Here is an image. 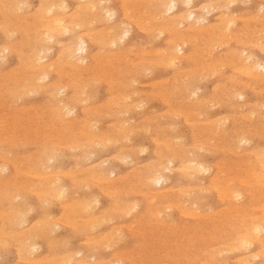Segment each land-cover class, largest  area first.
<instances>
[{
  "label": "rangeland",
  "instance_id": "1",
  "mask_svg": "<svg viewBox=\"0 0 264 264\" xmlns=\"http://www.w3.org/2000/svg\"><path fill=\"white\" fill-rule=\"evenodd\" d=\"M167 1L0 0V264H264V0Z\"/></svg>",
  "mask_w": 264,
  "mask_h": 264
},
{
  "label": "bare ground",
  "instance_id": "2",
  "mask_svg": "<svg viewBox=\"0 0 264 264\" xmlns=\"http://www.w3.org/2000/svg\"><path fill=\"white\" fill-rule=\"evenodd\" d=\"M9 1H10V0H9ZM17 1H18V0H17ZM27 1H28V0H27ZM152 1H153V0H152ZM162 1H163V0H162ZM168 1H169V0H168ZM168 1H167V2H168ZM176 1H177V0H176ZM176 1L174 2L173 0H171V2H169V4L166 2V3L168 4V6L166 5L167 7H165V8H167L166 10H164L165 13H167V11H168V13H171L172 11H174V10L177 9ZM181 1H182V0H181ZM226 1H228V0H226ZM20 2H21V1H20ZM97 2H98V1H97ZM101 2H102V1H101ZM108 2H109V1H108ZM157 2H158V1H157ZM182 2H183V1H182ZM184 2L186 3V5H189V4L192 2V0H186V1H184ZM215 2H217V1H215ZM239 2H240V1H239ZM246 2H247V1H246ZM63 3H65V2H63ZM87 3H88V2H87ZM94 3H95V1H94ZM94 3L92 2V4H94ZM106 3H107V2H106ZM121 3H122V2H121ZM180 3H181V2H179V4H180ZM1 4H3V3L1 2ZM25 4H26V1H25ZM25 4H24V5H25ZM55 4H57V3H55ZM59 4H60V3H59ZM88 4H89V3H88ZM88 4H87V6H88ZM92 4H89V7H90L91 9H92V6H93ZM161 4H162V3H161ZM214 4L217 5V3H214ZM230 4H231V2H230ZM232 4H233V3H232ZM243 4H244V3H243ZM243 4H242V5H243ZM41 5H42V4H41ZM90 5H92V6H90ZM95 5H96V3H95ZM104 5H105V4H104ZM162 5L164 6L165 3H163ZM184 5H185V4H184ZM184 5H183V6H184ZM212 5H213V4H211V6H212ZM224 5H225V4H224ZM244 5H245V4H244ZM21 6H22V5H21ZM28 6H29V5H28ZM53 6H54V5H53ZM55 6H56V5H55ZM102 6H103V5H102ZM198 6H199V5H198ZM202 6H204V5H202ZM4 7H5V6H4ZM17 7H18V6H17ZM26 7H27V6H26ZM26 7H25V8H26ZM58 7H59V6H58ZM144 7H145V6H144ZM212 7H213V6H212ZM215 7H216V6H215ZM218 7H219V6H218ZM53 8H54V7H53ZM65 8H67V7H65ZM84 8H87V9H88V7H84ZM106 8H107V7H106ZM146 8H147V7H146ZM160 8L162 9V6H161ZM195 8H196V7H195ZM202 8H203V7H202ZM0 9H1V8H0ZM23 9H24V8H23ZM47 9H48V8H47ZM50 9H51V8H50ZM50 9H49V10H50ZM56 9H57V8H56ZM222 9H224V8H222ZM15 10H16V9H15ZM19 10H20V9H19ZM19 10H18V11H19ZM26 10H28V9H26ZM29 10H30V9H29ZM98 10H99V9H98ZM105 10H106V9H105ZM111 10H112V9H111ZM128 10H129V9H128ZM128 10H127V11H128ZM140 10H141V8H140ZM192 10H193V9H192ZM10 11H11V9H10ZM23 11H24V10H23ZM36 11H37V10H36ZM43 11H44V10H43ZM50 11H51V10H50ZM62 11H65V9H63ZM161 11H162V10H161ZM185 11H186V10H185ZM204 11H205V10H204ZM217 11H218V9H217ZM60 12H61V11H60ZM77 12H78V11H77ZM94 12H95V10H94ZM130 12H131V11H130ZM130 12H129V13H130ZM142 12H143V11H142ZM187 12H188V11H187ZM209 12H210V10H209ZM241 12H242V11H241ZM0 13H1V12H0ZM20 13H21V12H20ZM20 13H19V14H20ZM22 13H23V12H22ZM47 13H48V11H47ZM49 13H50V12H49ZM61 13H62V12H61ZM63 13H64V12H63ZM81 13H83V12H81ZM106 13H107V12H106ZM162 13H163V12H162ZM184 13H185V12H184ZM26 14H27V13H26ZM73 14H74V13H73ZM73 14H72V15H73ZM109 14H110V16H111V12H110ZM115 14H116V13H115ZM142 14H143V13H141V15H142ZM154 14H155V13H154ZM23 15H24V14H23ZM83 15H86V14L83 13ZM135 15H136V14H135ZM145 15H146V14H145ZM150 15H151V14H150ZM150 15H148V16H150ZM161 15H162V14H161ZM187 15H188V16H187V19H188V20H189V19L196 18V17H195V14H194L193 11L188 12ZM254 15H255V14H254ZM254 15H253V16H254ZM20 16H21V15H20ZM114 16H115V15H114ZM128 16H129V15H128ZM156 16H157V15H156ZM185 16H186V15H185ZM263 16H264V15H263ZM48 17H49V16H48ZM72 17H73V16H72ZM76 17H77V16H76ZM76 17H75V18H76ZM130 17H131V16H130ZM162 17H163V16H162ZM182 17H184V16H182ZM41 18H42V17H41ZM68 18H69V17H68ZM77 18H78V17H77ZM79 18H80V17H79ZM101 18H102V17H101ZM125 18H126V17H125ZM128 18H129V17H128ZM132 18H133V16H132ZM142 18H143V17H142ZM156 18H157V17H156ZM175 18H176V17H175ZM218 18H219V17H218ZM253 18H254V17H253ZM19 19H20V18H19ZM66 19H67V18H66ZM102 19H103V18H102ZM102 19H101V20H102ZM129 19H130V18H129ZM136 19H137V18H136ZM147 19H148V18H147ZM203 19H204V18H203ZM221 19H224V18H221ZM231 19H232V18H231ZM237 19H238V18H237ZM250 19H251V18H250ZM60 20H61V19H60ZM72 20H73V19H72ZM72 20H71V22H72ZM91 20H92V19H91ZM130 20H131V19H130ZM170 20H171V19H170ZM200 20H201V18H200ZM233 20H234V19H233ZM242 20H243V18H242ZM246 20H247V19H246ZM254 20H255V19H254ZM58 21H59V20H58ZM92 21H93V20H92ZM102 21H104V19H103ZM102 21H101V22H102ZM112 21H113V20H112ZM128 21H129V20H128ZM143 21H144V20H143ZM153 21H154V20H153ZM157 21H158V20H157ZM230 21H231V20H230ZM259 21H260V19H259ZM16 22H17V21H16ZM38 22H39V21H38ZM41 22H42V21H41ZM47 22H48V21H47ZM52 22H53V21H52ZM77 22H78V21H77ZM130 22H131V21H130ZM133 22H134V21H132V24H134ZM135 22H136V21H135ZM140 22H141V21H140ZM168 22L170 23V21H168ZM179 22H180V19H179ZM228 22H229V21H228ZM228 22H227V23H228ZM254 22H255V21H254ZM34 23H35V21H34ZM42 23H43V22H42ZM50 23H51V22H50ZM142 23H143V22H142ZM198 23H199V22H198ZM262 23H263V22H262ZM262 23H261V24H262ZM20 24H21V23H20ZM52 24H53V23H52ZM74 24H75V23H74ZM76 24H77V23H76ZM83 24H84V23H83ZM148 24H149V23H148ZM180 24H181V22H180ZM193 24H194V23H193ZM258 24H259V23H258ZM10 25H11V24H10ZM42 25H43V24H42ZM49 25H50V24H49ZM70 25H71V24H70ZM81 25H82V24H81ZM84 25H85V24H84ZM127 25H128V24H127ZM141 25H142V24H141ZM165 25H166V24H165ZM178 25H179V23H178ZM194 25H196V24H194ZM215 25H216V24H215ZM215 25H214V26H215ZM1 26H2V25H1ZM18 26H19V25H18ZM45 26H46V25H45ZM55 26H56V25H55ZM60 26H61V25H60ZM74 26H75V25H74ZM90 26H91V25H90ZM136 26H137V25H136ZM146 26H147V24H146ZM146 26H145V28H146ZM180 26H181V25H180ZM205 26H206V25H205ZM207 26H208V25H207ZM36 27H38V26H36ZM49 27H50V26H49ZM51 27H52V26H51ZM51 27H50V28H51ZM62 27H63V26H62ZM64 27H65V26H64ZM64 27H63V30H64ZM68 27H69V29H70V26H68ZM68 27H67V29H68ZM107 27H109V25H108ZM128 27H129V26H128ZM128 27H126V28L128 29ZM196 27H197V26H196ZM215 27H216V26H215ZM46 28H47V27H46ZM76 28H77V27H76ZM78 28H79V27H78ZM90 28H91V27H90ZM137 28L140 29L139 27H137ZM204 28H205V27H204ZM209 28H210V27H209ZM5 29H6V28H5ZM19 29H20V28H19ZM26 29H27V28H26ZM40 29H41V28H40ZM52 29H54V28H52ZM61 29H62V28H61ZM61 29H60V30H61ZM67 29H66V30H67ZM69 29H68V30H69ZM79 29H80V28H79ZM81 29H83V27H82ZM138 29H137V30H138ZM44 30H45V29H44ZM63 30H62V31H63ZM71 30H72V29H71ZM157 30H158V29H157ZM167 30H169V29H166L165 31H167ZM174 30H175V29H174ZM205 30H206V29H205ZM9 31H10V30H9ZM124 31H125V29H124ZM170 31H171V30H170ZM201 31H202V30H201ZM3 32H4V31H3ZM13 32H14V31H13ZM55 32H56V31H55ZM55 32H54V33H55ZM69 32H70V30H69ZM127 32L129 33L130 31H127ZM147 32H148V31H147ZM152 32H153V31H152ZM177 32H178V31H177ZM198 32H199V31H198ZM226 32H227V30H226ZM256 32H257V31H256ZM8 33H9V32H8ZM8 33H7V34H8ZM46 33H47V32H46ZM64 33H65V30H64L63 34H64ZM66 33H67V32H66ZM84 33H85V32H84ZM90 33H91V32H90ZM123 33H126V32H123ZM128 33H126V34H128ZM166 33H167V32H166ZM171 33H172V32H171ZM179 33H180V32H179ZM223 33H224V32H223ZM11 34H12V33H11ZM51 34H52V32L50 33V37L48 36L49 38H53V35H51ZM94 34H96V33H94ZM156 34H157V33H156ZM159 34H160V33H159ZM224 34H225V33H224ZM253 34H254V33H253ZM16 35H17V34H16ZM42 35H43V34H42ZM81 35H82V33H81ZM157 35H158V34H157ZM254 35H255V34H254ZM73 36L75 37L74 39L76 40V36H75V35H73ZM73 36H70V37H73ZM96 36H97V35H96ZM108 36H109V35H108ZM108 36H107V37H108ZM121 36H122V35H121ZM13 37H14V36H13ZM44 37H45V36H44ZM48 37H47V38H48ZM77 37H78V38H77V40H78L81 36L78 35ZM124 37H125V35L121 37V41H122V39H123ZM227 37H228V36H227ZM95 38H96V37H95ZM103 38H104V36H103ZM116 38H117V37H116ZM230 38H231V37H230ZM9 39H10V37H9ZM28 39H29V38H28ZM69 39H70V38H69ZM155 39H156V38H155ZM194 39H195V38H194ZM225 39H226V38H225ZM77 40H76V41H77ZM192 40H193V39H192ZM254 40H255V39H254ZM258 40H259V39H258ZM260 40H261V39H260ZM46 41H47V39H46ZM46 41H45V43H46ZM53 41H54V40H53ZM53 41H52V42H53ZM68 41H69V40H68ZM72 41H73V39H72ZM76 41H75V42H76ZM123 41H124V40H123ZM189 41H190V40H189ZM193 41H194V40H193ZM227 41H228V40H227ZM229 41H231V40L229 39ZM110 42H111V41H110ZM185 42H186V41H185ZM50 43H51V42H50ZM50 43H49V44H50ZM56 43H57V42H56ZM72 43H73V42H72ZM95 43H96V42H95ZM112 43H113V41H112ZM112 43H110V44H112ZM175 43H178V42H174V46H176ZM181 43H182V45H183V42H181ZM253 43H254V42H253ZM75 44H76V43H75ZM84 44H85L84 41H83L82 39H80V41L76 44V48L74 47L75 49L73 50V48H72V46H71L72 50L68 51V54H67V55H69V56H72V55H73V56L75 57V55H77V54L74 55L73 53H77V51H78V52L80 51V58H79V60H80L81 62H84L86 58L83 57L84 54H82V53H83V51H84V53H86L85 50L87 49V48H86V49L83 48L82 45H84ZM97 44H99V43H97ZM110 44H109V45H110ZM149 44H150V43H149ZM243 44H244V43H243ZM43 45H44V44H43ZM221 45H222V44H221ZM221 45H220V46H221ZM247 45H248V44H247ZM73 46H74V45H73ZM250 46H251V45H250ZM6 47H7V46H6ZM132 47H133V46H132ZM176 47H177L178 49H177ZM176 47H175V48L179 51V50H180V49H179V46L177 45ZM221 47H222V46H221ZM252 47H253V46H252ZM113 48H114V47H113ZM9 49H10V48H9ZM40 49H41V48H40ZM67 49H68V47H67ZM69 49H70V48H69ZM69 49H68V50H69ZM83 49H84V50H83ZM143 49H144V48H143ZM163 49H164V48H163ZM42 50H43V49H42ZM48 50H49V49H48ZM128 50H129V49H128ZM130 50H131V49H130ZM138 50H139V49H138ZM171 50H172V49H171ZM173 50H174V49H173ZM177 50H176V52H177ZM181 50H182V49H181ZM7 51H8V50H7ZM7 51H6V52H7ZM45 51H46V50H45ZM50 51H51V50H50ZM100 51H102V50H100ZM39 52H40V50H39ZM64 52H65V51H64ZM110 52H111V51H110ZM153 52H154V51H153ZM155 52H156V51H155ZM157 52H158V51H157ZM161 52H162V51H161ZM172 52H173V51H172ZM179 52H180V51H179ZM4 53H5V52H4ZM41 53H43V52H41ZM143 53H144V52H143ZM158 53H159V52H158ZM174 53H175V52H174ZM174 53H173V54H174ZM229 53H230V52H229ZM248 53H249V52H248ZM262 53H263V52H262ZM9 54H11V53H9ZM35 54L37 55L38 52H36ZM49 54H50V53H49ZM132 54H133V53H132ZM144 54H146V53H144ZM147 54H148V53H147ZM36 55H33V56H34L33 58H35V61L37 62L36 64H39V63H40V65H41V61H43V60L46 58V54H43V55H45V56L40 55V53H39L37 56H36ZM156 55H157V54H156ZM242 55H243V54H242ZM1 56H2V55H1ZM4 56H5V55H4ZM4 56H3V57H4ZM249 56H250V55H248V59L252 57V56H251V57H249ZM70 58H71V57H70ZM111 58H112V57H111ZM148 58H149V57H148ZM170 58H171V57H170ZM170 58H169V59H170ZM241 58H242V57H241ZM252 58H253V57H252ZM48 59H49V58H48ZM68 59H69V58H68ZM75 59H76V58H75ZM22 60H24V59H22ZM59 60H60V59H59ZM175 60H176L175 58H171V59H170V63L173 64V63L175 62ZM239 60H240V59H239ZM246 60H247V58H246ZM249 60H250V59H249ZM249 60H248V61H249ZM0 61H1V59H0ZM33 62H34V61H33ZM33 62H32V63H33ZM45 62H46V61H45ZM50 62H51V61H50ZM50 62H49V63H50ZM56 62H57V61H56ZM240 62H241V60H240ZM253 62H254V61H253ZM22 63H23V62H22ZM30 63H31V62H30ZM52 63H53V62H52ZM52 63H51V64H52ZM69 63H70V62H69ZM77 63H78V62H77ZM117 63H118V62H117ZM179 63H180V62H179ZM228 63H229V62H228ZM150 64H151V62H150ZM152 64H153V63H152ZM167 64H168V63H167ZM241 64H243V63L241 62ZM246 64H247V63H246ZM5 65H6V64H5ZM30 65H31V64H30ZM33 65H34V64H33ZM168 65H169V64H168ZM1 66H2V65H1ZM50 66H51V65H50ZM159 66H160V65H159ZM162 66H163V64H162ZM169 66H170V65H169ZM230 66H231V64H230ZM250 66H252V64H250ZM253 66H254L255 68L262 69V71L264 70V65H261L260 63L255 62V63H253ZM253 66H252V69L254 68ZM2 67H3V66H2ZM35 67H36V66H35ZM17 68H18V67H17ZM17 68H16V69H17ZM39 68H40V67H39ZM41 68H42V67H41ZM43 68H44V67H43ZM51 68H52V67H51ZM105 68H106V67H105ZM153 68H154V66H153ZM161 68H162V67H161ZM249 68H250V67H249ZM249 68H248V69H249ZM25 69H26V68H25ZM102 69H103V68H102ZM146 69H147V68H146ZM217 69H218V68H217ZM0 70H1V68H0ZM60 70H61V69H60ZM194 70H195V69H194ZM215 70H216V69H215ZM12 71H13V70H12ZM17 71H18V70H17ZM40 71H41V69H40ZM241 71H243V70H241ZM247 71H250V70H247ZM13 72H14V71H13ZM151 72H152V70H151ZM153 72H154V71H153ZM176 72H177V71H176ZM212 72H213V71H212ZM234 72H236V71H234ZM238 73H239V72H238ZM241 73H242V72H241ZM246 73H247V72H246ZM252 73H254V72H252V70H251V74H252ZM45 74H46V73H44V77H43V79L47 77L46 75H48V74H46V75H45ZM201 74H202V73H201ZM211 74H212V73H211ZM10 75H11V74H10ZM40 75H41V74H40ZM195 75H196V74H195ZM246 75H247V74H246ZM252 75H253V74H252ZM149 76H150V75H149ZM186 76H187V75H186ZM188 76L190 77V75H188ZM255 76H256V75H255ZM257 76H258V75H257ZM6 77H7V76H6ZM31 77H32V76H31ZM38 77H39V76H38ZM137 77H138V76H137ZM203 77H204V76H203ZM250 77H251V76H250ZM34 78H36V77H34ZM34 78H33V79H34ZM62 78H63V77H62ZM135 78H136V77H135ZM135 78H134V79H135ZM169 78H170V77H169ZM211 78H212V77H211ZM205 79H206V78H205ZM20 80H21V79H20ZM25 80H27V79H25ZM31 80H32V79H31ZM37 80H38V79H37ZM165 80H167V79H165ZM203 80H204V78H203ZM203 80H202V81H203ZM22 81H23V80H22ZM28 81H29V80H28ZM44 81H45V80H44ZM44 81H43V82H44ZM134 81H135V80H134ZM8 82H9V81H8ZM35 82H36V81H35ZM35 82H34V84H35ZM40 82H41V80H40ZM40 82H39V83H40ZM84 82H85V81H84ZM98 82H99V81H98ZM156 82H157V81H156ZM160 82H163V81H160ZM21 83H22V82H21ZM21 83H20V85H21ZM26 83H27V82H26ZM37 83H38V82H37ZM91 83H92V82H91ZM120 83H121V82H120ZM132 83H133V81H132ZM151 83H152V82H151ZM175 83H176V82H175ZM184 83H185V82H184ZM184 83H183V84H184ZM22 84H23V83H22ZM43 84H44V83H43ZM85 84H86V83H85ZM183 84H182V85H183ZM197 84H198V83H197ZM58 85H59V84H58ZM58 85H57V86H58ZM88 85H89V84H88ZM97 85H98V84H97ZM234 85H235V84H234ZM44 86H45V85H44ZM85 86H86V85H85ZM85 86H84V87H85ZM89 86H90V85H89ZM193 86H194V85H193ZM193 86H191V87H193ZM223 86H224V85H223ZM39 87H40V86H39ZM58 87H59V86H58ZM129 87H130V86H129ZM56 88H57V87H56ZM66 88H67V87H66ZM85 88H86V87H85ZM85 88H84V89H85ZM114 88H115V87H114ZM130 88H131V87H130ZM53 89H54V88H53ZM64 89H65V87H64ZM90 89H91V88H90ZM93 89H94V88H93ZM61 90H62V89H61ZM61 90H60V91H61ZM94 90H95V89H94ZM181 90H182V89H181ZM232 90H233V89H232ZM235 90H237V88H235ZM38 91H39V89H38ZM55 91H57V90H55ZM95 91H96V90H95ZM186 91H187V90H186ZM220 91H221V90H220ZM252 91H253V90H252ZM26 92H28V91H26ZM34 92H35V90H34ZM180 92H181V91H180ZM56 93H57V92H56ZM59 93H60V92H59ZM123 93H124V92H123ZM201 93H202V92H201ZM241 93H242V92H241ZM241 93H240V94H241ZM87 94H88V93H87ZM89 94H90V93H89ZM95 94H96V92H95ZM145 94H146V93H145ZM238 94H239V93H238ZM240 94H239V95H240ZM29 95H31V94H29ZM34 95H36V94H34ZM80 95H81V94H80ZM169 95H170V94H169ZM244 95H245V94H244ZM237 96H238V95H237ZM16 97H17V96H16ZM22 97H23V96H22ZM130 97H133V96L130 95ZM13 98H14V97H13ZM24 98H25V97H23L22 99H24ZM164 98H165V97H164ZM241 98H242V97H241ZM27 99H28V98H27ZM56 99H57V98H56ZM56 99H55V100H56ZM70 99H71V98H70ZM126 99H128V98H126ZM232 99H233V98H232ZM18 100H19V98H18ZM18 100H17V101H18ZM115 100H116V99H115ZM166 100H167V98H166ZM56 101H57V100H56ZM164 101H165V100H164ZM244 101H245V100H244ZM14 102H15V101H14ZM21 102H22V101H21ZM125 102H126V101H125ZM140 102H141V101H140ZM209 103H210V102H209ZM209 103H208V104H209ZM212 103H215V101L213 100ZM16 104H18V103H16ZM80 104H81V102H80ZM85 104H86V103H85ZM139 104H140V103H139ZM141 104H142V103H141ZM254 104H255V103H254ZM6 105H7V104H6ZM9 105H10V104H9ZM143 105H144V104H143ZM209 105H210V104H209ZM127 106H128V105H127ZM144 106H145V105H144ZM4 107H5V106H4ZM65 107H66L65 105L62 106L63 110L65 109ZM134 108H135V107H134ZM190 108H191V107H190ZM213 108H215V106H213ZM73 109H74V108H73ZM149 109H150V108H149ZM65 110H67V109H65ZM212 110H213V109H212ZM10 111H11V110H10ZM59 111H60V110H59ZM44 112H45V111H44ZM62 112H63V111H62ZM71 112H73V110H71V111L68 110V112L66 111L67 115L70 114ZM128 112H129V111H128ZM252 113H253V112H252ZM9 114H10V112H9ZM62 114H63V113H62ZM72 114H73V113H72ZM195 114H196V113H195ZM204 114H205V113H204ZM19 115H20V114H19ZM106 115H107V114H106ZM106 115H105V116H106ZM176 115H177V114H176ZM13 116H14V114H13ZM64 116H65V115H64ZM197 116H198V115H197ZM250 116H252V115H250ZM250 116H249V117H250ZM36 117H37V116H36ZM219 117H220V116H219ZM219 117H218V118H219ZM263 117H264V116H263ZM263 117H262V118H263ZM0 118H1V117H0ZM11 118H12V117H11ZM87 118H88V117H87ZM91 118H92V117H91ZM204 118H205V117H204ZM37 119H38V118H37ZM37 119H36V120H37ZM83 119H85V118H83ZM212 119H213V118H212ZM250 119H251V118H250ZM87 120H89V119H87ZM90 120H91V119H90ZM218 120H220V119H218ZM221 120H222V119H221ZM3 121H4V120H3ZM204 122H205V121H204ZM5 123H6V122H5ZM12 123H13V122H12ZM43 124H44V123H43ZM95 124H96V123H95ZM98 124H99V123H98ZM0 125H1V124H0ZM41 125H42V124H41ZM93 125H94V124H93ZM123 125H124V124H123ZM95 126H96V125H95ZM7 127H8V126H7ZM14 127H16V126L14 125ZM19 127H20V126H19ZM171 127H172V126H171ZM96 128H97V127H96ZM96 128H95V129H96ZM88 129H89V128H88ZM95 129H94V130H95ZM133 129H134V128H133ZM14 130H16V129H14ZM92 130H93V129H92ZM96 130H98V129H96ZM126 131H127V130H126ZM260 131H261V130H260ZM13 132H14V131H13ZM34 132H35V131H34ZM89 132H90V131H89ZM91 132H92V131H91ZM104 132H105V131H104ZM215 132H216V131H215ZM129 133H130V132H129ZM58 134H59V133H58ZM83 134H84V133H83ZM87 134H88V133H87ZM133 134H134V133H133ZM263 134H264V133H263ZM26 135H27V134H26ZM26 135H25V136H26ZM88 135H89V134H88ZM214 135H215V134H214ZM10 136H11V135H10ZM17 136H18V135H17ZM242 136H243V135H242ZM249 136H250V135H249ZM250 137H251V136H250ZM9 138H10V137H9ZM17 138H18V137H17ZM21 138H22V137H21ZM125 138H126V137H125ZM128 138H129V137H128ZM174 138H175V137H174ZM241 138H242V137H241ZM2 139H3V138H2ZM10 139H11V138H10ZM12 139H15V138H12ZM80 139H81V138H80ZM178 139H179V138H178ZM243 139H244V138H243ZM243 139H242V140H243ZM17 140H19V138H18ZM51 140H52V139H51ZM103 140H105V139H103ZM110 140H111V139H110ZM3 141H4V140H3ZM11 141H12V140H11ZM21 141H22V140H21ZM66 141H67V140H66ZM126 141H127V140H126ZM129 141H130V140H129ZM129 141H128V142H129ZM152 141H153V140H152ZM212 141H213V140H212ZM236 141H237V140H236ZM238 141H239V140H238ZM0 142H1V141H0ZM93 142H94V141H93ZM95 142H96V141H95ZM95 142H94V143H95ZM103 142H104V141H103ZM16 143H17V142H16ZM110 143H111V142H110ZM110 143H109V145H111L113 142H112L111 144H110ZM168 143H169V142H168ZM19 144H20V142H19ZM86 144H87V142H86ZM116 144H117V143H116ZM24 145H25V144H24ZM24 145H23V146H24ZM81 145H82V144H81ZM93 145H94V144H93ZM98 145H99V144H98ZM98 145H97V146H98ZM193 145H194V144H193ZM242 145H243V144H242ZM18 146H19V145H18ZM58 146H59V145H58ZM84 146H85V145H84ZM140 146H141V145H140ZM140 146H139V147H140ZM142 146H143V144H142ZM202 146H203V145H202ZM240 146H241V144H240ZM70 147H71V146H70ZM82 148H83V146H82ZM88 148L90 149L89 146H88ZM96 148H97V147H96ZM140 148H141V147H140ZM145 148H146V147H145ZM194 148H195V147H194ZM243 148H244V146H243ZM64 149H65V148H64ZM100 149H102V148H100ZM195 149H196V148H195ZM198 149H199V148H198ZM231 150H232V148H231ZM49 151L52 152L51 149H50ZM69 151H70V150H69ZM250 151H251V150H250ZM6 152H7V151H6ZM184 152H185V151H184ZM136 153H137V152H136ZM250 153H251V152H250ZM33 155H34V154H33ZM261 155H262V154H261ZM34 156H35V155H34ZM46 156H47V155H46ZM46 156H45V157H46ZM54 156H57V155H54ZM58 156H59V155H58ZM58 156L56 157V159L58 158ZM87 156H88V155H87ZM263 156H264V154H263ZM22 157H23V156H22ZM90 157H91V156H90ZM128 157H129V156H127V158H128ZM139 157H140V156H139ZM33 158H34V157H33ZM48 158H49V157L47 156V159H48ZM50 158H51V156H50ZM50 158H49L48 160H50ZM59 158H60V157H59ZM256 158H257V157H256ZM118 159H119V158H118ZM259 159H260V158H259ZM259 159H257V160H259ZM1 160H2V159H1ZM10 160H12V159H10ZM45 161H46V160H45ZM122 161H123V160H122ZM122 161H121V162H122ZM11 162H12V161H11ZM35 162H36V161H35ZM37 162H38V161H37ZM57 162H58V161H57ZM82 162H83V161H82ZM135 162H136V161H135ZM13 163H14V162H13ZM16 163H18V162H16ZM24 163H25V162H24ZM45 163H47V162H45ZM105 163H106V162H105ZM123 163H124V161H123ZM192 163H193V162H192ZM258 163H259V162H258ZM51 164H52V163H51ZM51 164H50V165H51ZM82 164H84V163H82ZM30 165H31V164H30ZM197 165H198V164H197ZM243 165H244V164H243ZM259 165H260V164H259ZM28 166H29V165H28ZM37 166H38V165H37ZM39 166H40V165H39ZM42 166H44V164H43ZM42 166H41V167H42ZM77 166H78V165H77ZM103 166H104V165H103ZM249 166H250V165H249ZM253 166H254V165H253ZM186 167H187V166H186ZM194 167H195V166H194ZM200 167H201V166H200ZM263 167H264V166H263ZM4 168H5V167H4ZM17 168H18V167H17ZM32 168H33V167H32ZM158 168H160V167H158ZM197 168H198V167H197ZM201 168H202V167H201ZM25 169H26V168H25ZM183 169H184V168H183ZM202 169H203V168H202ZM259 169H260V168H259ZM262 169H264V168H262ZM3 170H4V169H3ZM30 170H31V169H30ZM42 170H43V169H42ZM172 170H173V169H172ZM194 170H197V169H194ZM1 171H2V169H1ZM24 171H25V170H24ZM47 171H48V170H47ZM68 171H69V170H68ZM74 171H75V170H74ZM74 171H72V172H74ZM89 171H90V170H89ZM185 171H186V168H185ZM187 171H188V169H187ZM198 171H199V170H198ZM203 171H204V169H203ZM32 172H34V171H32ZM41 172H42V171H41ZM57 172H60V171H57ZM65 172H66V171H65ZM72 172H70V174H71ZM112 172H113V171H112ZM163 172H164V171H163ZM199 172H200V171H199ZM207 172H208V171H207ZM251 172H252V171H251ZM52 173H53V172H52ZM52 173H51V174H52ZM67 173H68V172H67ZM78 173H79V172H78ZM104 173H106V172H104ZM154 173H155V172H154ZM252 173H253V172H252ZM25 174H26V173H25ZM28 174H29V173H28ZM43 174H44V172H43ZM59 174H60V173H59ZM68 174H69V173H68ZM68 174H66V175H68ZM249 174H250V173H249ZM258 174H259V172L257 173V175H258ZM261 174H262V173H261ZM47 175H48V174H47ZM57 175H58V174H57ZM149 175H150V174H149ZM250 175H251V174H250ZM262 175H263V174H262ZM29 176H30V175H29ZM32 176H33V175H32ZM51 176H52V175H51ZM54 176H55V175H54ZM54 176H53V177H54ZM259 176H260V175H259ZM30 177H31V176H30ZM42 177H43V176H42ZM20 178H21V177H20ZM27 178H29V177L27 176ZM54 178H55V177H54ZM107 178H108V177H107ZM107 178H106V179H107ZM189 178H190V177H189ZM256 178H257V177H256ZM258 178H259V177H258ZM261 178H262V176H261ZM39 179H40V178H39ZM57 179H58V178H57ZM96 179H97V178H96ZM96 179H95V181H96ZM11 180H12V179H11ZM30 180H31V179H30ZM51 180H53L52 177H51ZM51 180H50V181H51ZM150 180H151V181H150V183H151L152 180H153V175H152V178H150ZM213 180H214V179H213ZM215 180H216V179H215ZM246 180H247V179H246ZM257 180H258V179H257ZM54 181H55V180H54ZM244 181H245V180H244ZM244 181H243V182H244ZM251 181H252V179H251ZM262 181H264V178H263ZM163 182H165V179L163 178L162 173H161V172L156 173L155 176H154V181H153L152 183H153V184H156V185H161ZM5 183H6V182H5ZM48 183H49V182H48ZM57 183H59V182H57ZM110 183H111V182H110ZM52 184H53V183H52ZM52 184H51V186H53ZM55 184H56V183H55ZM246 184H247V183H246ZM258 184H260V183H258ZM261 184H262V183H261ZM28 185H29V184H28ZM241 185H242V184H241ZM262 185H263V184H262ZM1 186H2V185H1ZM22 186H23V185H22ZM35 186H36V185H35ZM48 186H49V184H48ZM56 186H59V185H57V184L54 185V187H56ZM25 187H26V186H25ZM28 187H29V186H28ZM28 187H27V188H28ZM30 187H31V186H30ZM87 187H88V186H87ZM107 187H108V186H107ZM27 188H25V189H27ZM50 188H51V187H50ZM59 188H60V186L58 187L57 191H52V192L49 191V192H50V193L58 192V190H60ZM190 188H191V187H190ZM211 188H212V187H211ZM211 188H210V189H211ZM250 188H251V187H250ZM30 189H31V188H30ZM61 189H62V187H61ZM188 189H189V188H188ZM192 189H194V188H192ZM50 190H51V189H50ZM53 190H55V189H53ZM89 190H90V189H89ZM177 190H178V189H177ZM189 190H191V189H189ZM213 190H214V189H213ZM60 191H61V190H60ZM60 191H59V193H56L55 196H57V194H58V195L60 194V196H61ZM62 191H63V190H62ZM62 191H61V192H62ZM185 191H186V190H185ZM195 191H196V189H195ZM218 191H219V190H218ZM226 191H227V190H226ZM14 192H15V191H14ZM63 192H64V191H63ZM63 192H62V193H63ZM181 192H182V190H181ZM181 192H180V193H181ZM198 192H199V190H198ZM255 192H256V191H255ZM50 193H49V195H50ZM42 194H43V193H42ZM64 194H65V193H64ZM135 194H136V193H135ZM183 194H184V191H183ZM224 194H225V192H224ZM228 194H229V193H228ZM51 195H52V194H51ZM75 195H76V194H75ZM229 195H230V194H229ZM184 196L186 197V195H184ZM218 196H219V195H218ZM14 197H15V196H14ZM19 198H20V197H19ZM56 198H57V197H56ZM62 198H63V196H62ZM93 198H94V197H93ZM20 199H21V198H20ZM59 199H61V198L59 197ZM59 199H58V200H59ZM98 199H99V198H97L96 200L98 201ZM61 200H63V199H61ZM88 200H89V199H88ZM1 201H2V199H1ZM13 201H14V200H13ZM15 201H16V197H15ZM93 201H94V200H93ZM124 201H125V200H124ZM77 202H79V201H77ZM77 202H76V203H77ZM87 202H88V201H87ZM91 202H92V201H91ZM14 203H15V202H14ZM88 203H90V202H88ZM99 203H100V202H99ZM95 205H96V202H95ZM165 205H166V204H165ZM179 205H180V204H179ZM49 206H50V205H49ZM82 206H83V205H81V207H82ZM194 206H195V205H194ZM63 207H65V206H63ZM66 207H67V206H66ZM81 207H80V208H81ZM178 207H179V206H178ZM203 207H204V206H203ZM205 207H206V206H205ZM67 208H69V207H67ZM84 208H85V207H83V211H84ZM180 208H181V206H180ZM206 208H207V207H206ZM239 208H240V207H239ZM7 209H8V208H7ZM9 209H10V208H9ZM70 209H71V207H70ZM81 209H82V208H81ZM94 209H95V208H94ZM94 209H93V210H94ZM261 209H262V208H261ZM3 210H5V208H4ZM128 210H129V209H128ZM224 210H225V209H224ZM263 210H264V208H263ZM196 211H197V210H196ZM196 211H195V213H196ZM207 211H211V209H210V210L208 209ZM29 212H30V211H29ZM29 212L27 211V213H29ZM67 212H68V211H67ZM129 212H130V211H129ZM215 212H216V211H215ZM91 214H92V213H91ZM161 214H162V213H161ZM203 214H204V213H203ZM203 214L200 213V215H203ZM205 214H206V212H205ZM72 215H73V214H72ZM206 215H207V214H206ZM213 215H214V214H213ZM8 216H9V215H8ZM26 216H27V215H26ZM69 216H70V215H69ZM170 216H171V214H170ZM194 216H195V215H194ZM198 216H199V215H198ZM198 216H195V217H198ZM49 217H50V216H49ZM66 217H68V216H66ZM168 217H169V216H168ZM187 217H188V216H187ZM192 217H193V216H192ZM201 217H202V216H200V218H201ZM16 218H17V217H16ZM190 218H191V217H190ZM216 218H217V217H216ZM23 219H24V218H23ZM192 219H193V218H192ZM260 219H261V218H260ZM19 220H20V219H19ZM82 220H84V219H82ZM113 220H114V219H113ZM257 220H258V219H257ZM20 221H21V220H20ZM35 221H37V220H35ZM80 221H81V220H80ZM258 221H259V220H258ZM25 222H26V220H25ZM86 222H87V221H86ZM100 222H101V221H100ZM259 222H260V221H259ZM23 223H24V222H23ZM262 223H263V222H262ZM7 224H8V223H7ZM100 224H101V223H100ZM105 224H106V223H105ZM259 224H261V223H259ZM33 225H34V222H33ZM65 225H66V224H65ZM88 225H89V224H88ZM144 225H145V224H144ZM56 226H57V225H56ZM67 226H68V225H67ZM71 226H72V225H71ZM79 226H80V225H79ZM258 226H260V225H258ZM86 227H87V226H86ZM119 227H120V226H119ZM262 227H263V226H262ZM26 228H27V227H26ZM46 228H47V227H46ZM95 228H96V227H95ZM95 228H94V229H95ZM127 228H128V227H127ZM77 229H78V228H77ZM79 229H80V227H79ZM87 229H89V227H87ZM94 229H93V230H94ZM252 229H253V228H252ZM252 229H251V230H252ZM260 229H261V226H260ZM255 230H256V228H255ZM255 230H253V231H255ZM263 230H264V229H263ZM26 231H27V230H26ZM95 231H96V230H95ZM112 232H113V231H112ZM20 233H21V232H20ZM18 234H19V233H18ZM23 234H24V233H23ZM23 234H22V235H23ZM27 234H28V233H27ZM103 234H104V233H103ZM107 234H108V233H107ZM251 234H252V233H251ZM249 235H250V234H249ZM54 236H55V235H54ZM245 236H246V235H245ZM251 236H254V235L252 234ZM3 237H4V235H3ZM8 237H9V236H8ZM26 237H28V236H26ZM247 237H249V236H247ZM247 237H246V238H247ZM28 238H30V237H28ZM95 238H96V237H95ZM108 238H109V237H108ZM242 238H245V237H242ZM73 239H74V238H73ZM250 239H251V238H250ZM252 239H254V238H252ZM252 239H251V240H252ZM0 240H1V239H0ZM26 240H27V239H26ZM29 240H30V239H29ZM243 240H244V239H243ZM66 241H67V240H66ZM0 242H2V241H0ZM230 242H231V241H230ZM239 242H240V244L243 243L242 240L239 241ZM247 242H248V241H245V243H247ZM249 242H253V241H250V240H249ZM49 243H50V242H49ZM121 243H122V242H121ZM0 244H3V243H0ZM80 244H81V243H80ZM83 244H84V243H83ZM100 244H101V243H100ZM227 244H228V243H227ZM234 244H236V243H234ZM4 245H5V243H4ZM115 245H116V244H115ZM192 245H193V244H192ZM243 245H244V244H243ZM243 245L241 244L240 246L243 247ZM1 246H2V245H1ZM29 246H31V245L29 244ZM219 246H220V245H219ZM222 246H223V245H222ZM238 246H239V244H238ZM64 247H65V246H64ZM66 247H67V246H66ZM66 247H65V248H66ZM242 247H241V248H242ZM249 247H250V246H249ZM21 248H22V247H21ZM101 248H102V247H101ZM103 248H104V247H103ZM118 248H119V247H118ZM212 248H213V247H212ZM212 248H210V249H212ZM226 248H229V247H226ZM241 248H240V249H241ZM70 249H71V248H70ZM109 249H110V248H109ZM231 249H233V248H231ZM234 249H235V247H234ZM34 250H35V249H34ZM38 250H39V249H38ZM235 250H236V249H235ZM246 250H247V247H246ZM19 251H20V250H19ZM228 251H229V250H228ZM236 251H237V250H236ZM20 252H21V251H20ZM22 252H23V250H22ZM35 252H36V251H35ZM221 252H222V251H221ZM221 252H220V253H221ZM242 252H243V250H242ZM33 253H34V252H33ZM256 253H257V252H256ZM256 253H255V254H256ZM27 254H28V253H27ZM56 254H57V253H56ZM214 254H215V253H214ZM216 254H217V252H216ZM218 254H219V253H218ZM253 254H254V253H253ZM258 254H259V253H258ZM95 255H96V254H95ZM225 255H226V254H225ZM9 256H10V255H9ZM44 256H45V255H44ZM63 256H64V255H63ZM66 256H67V255H66ZM244 256H245V255H244ZM244 256H242V257L245 258ZM246 256H247V255H246ZM248 256H249V255H248ZM248 256H247V257H248ZM251 256H253V255H251ZM25 257H26V256H25ZM42 257H43V256H42ZM42 257H41V258H42ZM85 257H86V256H85ZM85 257H84V258H85ZM223 257H224V256H223ZM26 258H27V257H26ZM44 258H45V257H44ZM48 258H49V257H48ZM55 258H56V257H55ZM55 258H52V259L54 260ZM59 258H60V257H59ZM71 258H72V257H71ZM93 258H94V257H93ZM114 258H115V257H114ZM228 258H229V257H228ZM249 258H250V256H249ZM31 259H32V258H31ZM68 259H69V257H68ZM87 259H88V258H87ZM27 260H28V259H27ZM42 260H43V259H42ZM56 260H57V259H56ZM56 260H55V261H56ZM243 260H244V259H243ZM255 260H256V258H255ZM5 261H6V260H5ZM33 261H34V260H32V262H33ZM43 261H44V260H43ZM60 261L62 262V260H60ZM68 261H69V260H68ZM68 261H66V262H68ZM83 261H84V260H82L81 262H83ZM236 261H237V260H236ZM30 262H31V261H30ZM53 262H54V261H53ZM71 262H72V260H71ZM89 262H91V261H89ZM152 262H153V261H152ZM177 262H178V261H177ZM221 262H222V261H221ZM241 262H242V260H241ZM50 263H51V262H50ZM63 263H64V262H63ZM83 263H84V262H83ZM98 263H100V261H99ZM40 264H41V263H40ZM79 264H81V263H79ZM149 264H150V263H149ZM223 264H224V263H223ZM226 264H227V263H226ZM240 264H241V263H240Z\"/></svg>",
  "mask_w": 264,
  "mask_h": 264
}]
</instances>
